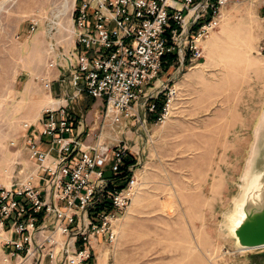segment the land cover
<instances>
[{
    "label": "rangeland",
    "instance_id": "374dc122",
    "mask_svg": "<svg viewBox=\"0 0 264 264\" xmlns=\"http://www.w3.org/2000/svg\"><path fill=\"white\" fill-rule=\"evenodd\" d=\"M67 1L64 12L66 0H0V184L7 189L11 175L25 180L37 169L25 136L41 130L53 107L44 79L53 81L60 68L49 63L75 51V0ZM222 14L195 68L177 60L145 88L140 102L166 100L155 122L148 105L116 124L104 118L101 101L70 104L84 120L86 144L102 132L111 145L125 142L137 161L135 195L111 222L115 239H93L92 264H264V248L236 249L231 220L264 170V10L261 0H229ZM43 141L47 151L51 139ZM47 225L53 230L54 218ZM11 233L9 218L0 229V264H61L62 253L57 263L42 260L58 245L13 256Z\"/></svg>",
    "mask_w": 264,
    "mask_h": 264
},
{
    "label": "built area",
    "instance_id": "2783aa9c",
    "mask_svg": "<svg viewBox=\"0 0 264 264\" xmlns=\"http://www.w3.org/2000/svg\"><path fill=\"white\" fill-rule=\"evenodd\" d=\"M229 0H75V51L57 55L49 68L70 72V85L102 101L104 118L120 124L138 116L149 104L145 88H151L163 72L164 58L171 53L192 68L204 58L203 44L222 22V9ZM264 10V0H261ZM91 24V26H89ZM37 25L31 26V32ZM64 63V66L60 64ZM47 89L51 83L47 82ZM174 86L169 95L175 94ZM151 98V96H149ZM148 97V98H149ZM154 111V105H148ZM163 116V115H162ZM164 117V116H163ZM68 106L48 108L41 130L27 132L25 146L37 169L25 180L11 175V188L0 184V229L11 218L13 256L26 251L48 255L61 264H92V241L99 236L115 239L111 222L128 209L135 195V166L131 179L122 189L107 191V173H117L129 157L125 142L111 145L102 132L86 144L77 133ZM44 137L51 139L47 151L41 149ZM22 172H18L20 175ZM39 180L38 186L33 183ZM98 205L104 210L91 216ZM111 209L109 210V207ZM43 221L37 224L38 216ZM54 218L53 230L48 220ZM57 234L68 239L59 242ZM82 245V246H81Z\"/></svg>",
    "mask_w": 264,
    "mask_h": 264
},
{
    "label": "water",
    "instance_id": "95a60500",
    "mask_svg": "<svg viewBox=\"0 0 264 264\" xmlns=\"http://www.w3.org/2000/svg\"><path fill=\"white\" fill-rule=\"evenodd\" d=\"M263 179L264 170L256 174L243 196L242 203L237 206L235 219L240 218V223L232 230V235L238 251L264 248Z\"/></svg>",
    "mask_w": 264,
    "mask_h": 264
},
{
    "label": "crops",
    "instance_id": "0c3cea01",
    "mask_svg": "<svg viewBox=\"0 0 264 264\" xmlns=\"http://www.w3.org/2000/svg\"><path fill=\"white\" fill-rule=\"evenodd\" d=\"M75 49V48H74ZM195 67H192V69ZM45 82H50L51 83V89L50 91H54L51 94V97L53 99V102L51 103V106H53L52 108H58L60 106H69V111H70V104H73V102H84L87 103L89 100L93 101L94 99H92L90 96L87 95L86 92L83 91H77L75 88H73L69 81H70V72L65 69V68H61L59 69V71L57 73L54 74L53 76V81H50V79H44ZM170 82V80H169ZM68 86H71L70 88V93H68L69 88ZM67 88V89H66ZM63 101V102H62ZM94 103H98V101L94 100ZM102 102V101H101ZM94 106V105H93ZM92 106V107H93ZM90 112V111H89ZM87 112V114L89 113ZM71 113V111H70ZM75 116V114L73 115V117ZM77 116V115H76ZM93 115H89V117L93 120ZM78 128L76 129L77 133L80 134H84L85 132H88L85 125H84V120L80 118V122L78 123ZM84 136V135H83ZM83 139V138H82ZM89 141V139L87 138L85 142ZM11 237L15 240L18 238L16 234L11 233Z\"/></svg>",
    "mask_w": 264,
    "mask_h": 264
},
{
    "label": "trees",
    "instance_id": "16d2710c",
    "mask_svg": "<svg viewBox=\"0 0 264 264\" xmlns=\"http://www.w3.org/2000/svg\"><path fill=\"white\" fill-rule=\"evenodd\" d=\"M199 1V0H196ZM177 54L176 53H171L166 55V57L164 58V67H163V71L164 70H169V68H171L172 66H174V64L177 61ZM165 98H163V100L160 98V100L158 101H154V105H155V111L154 113L151 114L152 118L151 121L155 122L158 118V115L161 114V112L163 111L164 108V103H165ZM73 113H71V117L73 119V127L76 130L78 127V123L80 122V118L78 116H74L73 117ZM137 161L131 156L129 157L125 164L120 168V170L117 173H111L108 172L107 173V177L110 180L107 191H112L113 189L117 188V189H122L126 186V184L129 182V180L131 179L132 176V172L130 171V168L132 166H136ZM107 205H98L97 208L94 210V212H92L91 216L93 218H95V213L99 212L100 210H104ZM109 210L111 209L110 206ZM43 221V217L42 215L38 216V220H37V224H40ZM82 246V245H81Z\"/></svg>",
    "mask_w": 264,
    "mask_h": 264
},
{
    "label": "bare ground",
    "instance_id": "6f19581e",
    "mask_svg": "<svg viewBox=\"0 0 264 264\" xmlns=\"http://www.w3.org/2000/svg\"><path fill=\"white\" fill-rule=\"evenodd\" d=\"M1 9H2V6L0 7V11H1ZM67 10H68V1L66 0L64 12H66ZM241 203H242V201H241ZM234 213H235L234 217L231 219L232 220V230H234V228L237 227V225H239V223H240V218L235 219V215L237 214V212H234ZM241 216H242V214H241ZM246 251H252V250H241L240 252H246Z\"/></svg>",
    "mask_w": 264,
    "mask_h": 264
}]
</instances>
